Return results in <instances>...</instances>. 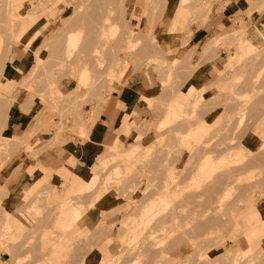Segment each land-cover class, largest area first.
<instances>
[{"label":"rangeland","instance_id":"374dc122","mask_svg":"<svg viewBox=\"0 0 264 264\" xmlns=\"http://www.w3.org/2000/svg\"><path fill=\"white\" fill-rule=\"evenodd\" d=\"M263 6L0 0V78L8 79L0 112L26 116L18 135L0 134V168L62 145L79 153L54 173L38 171L18 202L7 204L10 181L0 185V264H264ZM232 10L241 17L229 27L199 31ZM30 20L39 34L25 47L21 25ZM214 31L222 37H208ZM10 62L22 67L15 76ZM142 78L151 86L144 115L93 142L107 98ZM205 121L201 136L190 132ZM90 173L94 183H82ZM60 205L81 217L59 227Z\"/></svg>","mask_w":264,"mask_h":264},{"label":"crops","instance_id":"0c3cea01","mask_svg":"<svg viewBox=\"0 0 264 264\" xmlns=\"http://www.w3.org/2000/svg\"><path fill=\"white\" fill-rule=\"evenodd\" d=\"M263 8L258 11V13H260ZM233 11L234 10H232L228 14L224 12L215 13V15L209 21L208 30L205 27L206 25H204V27H201L199 31H204V33H206L210 30H217L220 23L223 25L222 28H226L227 26L229 27L231 25L230 21L232 20V18L238 16L241 17V15H233ZM180 14L181 9H178L175 15L180 16ZM257 14L252 15L251 19H248L243 23L247 22L249 26V22L254 20ZM235 22H238L237 18ZM210 36H219L220 38L222 37L217 34L216 31H214V33L212 34H209L208 37ZM169 40L173 41L175 40V37L170 38ZM215 62L218 64V60H216ZM215 62L209 61L207 69L212 70V68L214 67L213 65H215ZM8 67V75L10 76H15L16 73L20 71V68H22L21 65L18 66L15 64V66H13L11 62L10 66ZM7 81L8 79L4 78V76L0 78L1 98H4V90L7 88ZM134 87H137L138 89H135ZM150 95L151 86L145 78H142L141 80H135L132 85L130 84L128 86L123 87L122 89H120L119 92L114 91L107 98L105 104L102 106V109L100 110L96 118V127L100 128L98 134L102 130L103 131L101 133V136L103 133H112L116 131V129H119L126 123L128 124L129 122H131L133 120L134 113L139 116H143L148 108L146 99H149L148 97H150ZM4 111L0 112V134L4 136V133H6L10 137L18 135L20 132L23 131V124L26 122V116L21 113L20 110H17V108H11L9 111H7V113H5V116ZM4 120L6 126L5 128ZM98 134H96V137ZM96 137L94 138L93 142L95 141ZM73 153L79 154L77 146L67 147L62 145L60 148L57 149H48L42 151L34 157H23L15 159V157L13 156L9 158V160L5 162L3 167L0 168V185L5 186L6 182L8 183V181H10L7 184V204H11V198L13 201V198L17 196V202L20 201L19 197H21L26 192V190H28L36 182L38 178V171L46 169L47 171L54 173V171L58 167H60L61 164L65 163L72 157ZM20 166L23 167L21 171H19ZM16 169L18 170L17 173H15Z\"/></svg>","mask_w":264,"mask_h":264},{"label":"bare ground","instance_id":"6f19581e","mask_svg":"<svg viewBox=\"0 0 264 264\" xmlns=\"http://www.w3.org/2000/svg\"><path fill=\"white\" fill-rule=\"evenodd\" d=\"M211 6H212V4H210V5H208L207 7H206V9L204 10V13L202 14V18H201V20H199L200 22H199V24L201 25L203 22H204V19L207 17L206 15L208 14V12L210 11V9H211ZM87 18H89V17H87ZM90 19V18H89ZM88 19V20H89ZM109 17L107 16V17H105L104 19H103V21L101 22V24L99 25V34H103V36L105 35V30H106V26L107 25H110L111 23H108L109 22ZM91 21V20H90ZM89 21V22H90ZM88 22V25L91 23H89ZM129 23V22H128ZM37 24V22H35V21H29L28 23H26V24H22L21 25V28H22V32H21V35H22V37H23V39L21 40V42L20 43H23V45L25 46V47H28L33 41H34V39H36V37L38 36V34H39V32H37L36 30H35V25ZM92 24V23H91ZM87 25V26H88ZM130 27H132V25L130 26ZM134 27V26H133ZM90 29H91V35L93 36V27L91 28V26L89 27ZM241 30V27H239V28H236V30H235V32H237V31H240ZM264 32V31H263ZM262 32V33H263ZM37 35V36H36ZM97 35V34H96ZM245 35V34H244ZM243 35V36H244ZM36 36V37H35ZM102 36V37H103ZM35 37V38H34ZM94 37V36H93ZM92 37V38H93ZM262 37H264V34H263V36ZM32 38H34V39H32ZM91 38V37H90ZM94 39V40H93ZM92 40H90V41H88V42H94V41H97L96 39H95V37L93 38ZM264 39V38H263ZM72 41H73V39H72V37H69L68 36V45L69 46H71V45H73V43H72ZM238 41H241L242 43H243V45L245 44L246 46L248 45V44H250V46H249V49L251 50L252 49V47H254V45L253 44H251L246 38H240V39H238ZM131 46H132V44L131 43H129L128 44V48H131ZM231 56H233V59H235L236 57H237V53H233ZM187 93V92H186ZM179 103V102H178ZM177 103V104H178ZM189 104V103H188ZM206 124H207V122L205 121V122H203V123H199V125L198 126H196L195 128H192L191 130H190V132H192V134L193 135H197L198 137L199 136H201L202 134H203V132H204V129H205V126H206ZM187 125V124H186ZM194 125V124H193ZM197 125V124H196ZM131 128H132V125H129V124H125V125H123L122 126V129L123 130H125V131H129V130H131ZM103 131V130H102ZM102 131L97 135V137H96V139H95V143H98L99 144V141H100V137H101V133H102ZM108 148H109V146H107ZM110 148H112V149H114L115 150V153H118V152H123L122 150L123 149H118V145H116V144H112L111 145V147ZM111 149V150H112ZM113 150V151H114ZM116 151H118V152H116ZM126 151V150H125ZM111 153H114V152H112V151H110ZM207 152V151H206ZM206 152H204V153H206ZM110 154V153H109ZM116 156L118 155V154H115ZM121 155V154H120ZM209 155V154H208ZM206 157H207V159L209 158V156H207L206 155ZM70 158V157H69ZM72 158V157H71ZM73 160V159H72ZM115 160V159H114ZM208 162H209V160H207ZM206 169V168H205ZM209 169V168H208ZM203 170H204V168H203ZM207 170V169H206ZM210 169L208 170V171H206V176H208L209 174H210ZM95 174V173H94ZM94 174L93 173H90V174H81L82 175V177L80 178L81 179V182L82 183H84V181H85V183H89V184H93L94 183V181H95V176H94ZM59 211L60 212H58V216H57V218H58V220L60 221V223L58 224V226L59 227H66V226H68V225H70V223L72 222V221H74V220H76V219H79L80 217H81V214L80 213H78V211H77V209H74L73 211H71L69 208H67L65 205H60V208H59ZM145 214H147V212L145 213ZM150 219V216L149 215H144L143 217H142V219L141 220H143V221H148ZM57 220V219H56ZM12 224V223H11ZM10 226V225H9ZM11 230H13L12 228H11ZM10 230V231H11ZM244 240V239H243ZM48 241V240H47ZM245 241H246V239H245ZM247 244V243H246ZM101 260L102 259H98V262H101Z\"/></svg>","mask_w":264,"mask_h":264}]
</instances>
